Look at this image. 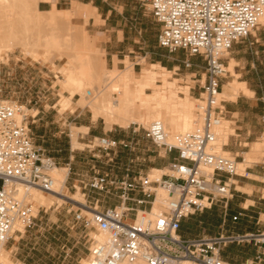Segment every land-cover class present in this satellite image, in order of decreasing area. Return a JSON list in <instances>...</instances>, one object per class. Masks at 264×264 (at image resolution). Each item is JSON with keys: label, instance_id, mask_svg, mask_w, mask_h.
<instances>
[{"label": "rangeland", "instance_id": "rangeland-1", "mask_svg": "<svg viewBox=\"0 0 264 264\" xmlns=\"http://www.w3.org/2000/svg\"><path fill=\"white\" fill-rule=\"evenodd\" d=\"M94 1L96 5L99 3L105 5L104 11L110 6L118 10L113 13L111 20L104 27L108 30L119 29L125 32V42L120 43L122 54L119 59L114 57L117 66L114 61L111 63L110 59H107V52L103 46L104 42L110 39V32L105 33V29L100 28L104 23L102 16L92 5L82 2L90 7V13L87 16L70 17L69 25L75 28L71 30L72 33L74 30L75 32L71 35L69 31L70 33H65L66 37H64L66 43L76 44L78 50L68 47L53 49L47 52L50 61L44 64L34 58L29 59L20 49L7 52L0 58V100L25 105L35 144L41 147L46 155L54 158L57 168L67 169L70 174L63 188L68 197L78 195L86 205L90 206L99 199V207L104 209L110 205H117V199L89 187L84 189V186L78 184L76 180L83 179L86 183L96 173L102 175L107 173L117 178H122L127 173L133 177L140 174L157 175L154 169L162 170L166 167L167 164L164 162L162 164L160 160L165 161L169 157L159 155L155 146L147 140L145 129L150 125L131 123L123 127L114 125L109 129L105 119L94 118L91 104L98 95L95 87L99 88L98 91L101 93L113 90L115 85L117 87L121 84L119 76L127 69H132L134 77L137 78L143 67L156 64L159 66L156 72L160 75L164 72L161 67L171 72L168 80L179 88V97L185 98L184 91L189 89L193 112H195L201 78H204L201 75L205 71L206 64L200 57L189 56L183 50L170 54L158 45L157 39L161 27L138 0ZM46 2H52L50 10L56 8L55 0H44L41 3ZM41 3L40 10L46 11L47 5ZM77 3L73 1L71 8L65 5L69 9L64 10L72 11ZM13 13L17 14L15 10ZM66 26L65 23L61 25V30L64 31ZM119 34L121 38L122 33ZM85 41H90L89 45ZM93 47L105 52L101 57L106 60L107 68L112 70L113 75L106 81L86 85L82 93L73 97L71 106L67 110H62L60 91L63 78L57 69L63 68L65 61H72L70 55L74 52L83 59L91 50H95ZM223 61L228 72L222 78L221 91L227 83L245 84L248 90L247 95L240 90L237 100L225 103L226 121H230L226 127L229 126L231 132L228 146L224 149L227 153L225 155L237 156V162L249 160L251 164L248 171L251 175L245 178H232L234 197L230 200L227 212L222 204H218L211 211L197 213L185 219L181 229V235L185 238L213 237L220 233L231 234V231L237 230L244 224L242 221L236 223L233 221V217L238 216L233 208L236 203H245L248 199H255L257 203L256 207L247 205L250 207L248 212L256 217L252 225L256 230L264 231V217H262L264 143L261 140L264 133V21L260 22V26L252 35L237 42ZM186 62H191L193 67L187 69ZM197 64L199 68L196 67ZM195 71L201 74L191 75ZM157 81L158 86L162 85V80ZM88 91L92 92V97L87 96ZM144 91L147 94L152 92L148 88ZM65 96H68V93ZM87 126H91V129ZM73 134L78 136L80 143L76 149L72 147ZM103 138L116 141L118 145L106 150L101 143ZM122 141L126 146L119 144ZM244 173L239 172L241 175ZM254 175L259 177L256 178ZM238 186L245 189H239ZM52 201L49 208L35 209L37 217L34 228L24 233H17L8 243L7 250H12L10 260L13 263L83 264L82 260H86L89 246L88 233L75 220V213L80 209H86L70 199H64L61 203L57 198H52ZM28 203L33 207L36 205V202L31 200ZM258 220H261L260 224H256ZM236 251L237 248L233 246L228 249L230 254Z\"/></svg>", "mask_w": 264, "mask_h": 264}, {"label": "built area", "instance_id": "built-area-1", "mask_svg": "<svg viewBox=\"0 0 264 264\" xmlns=\"http://www.w3.org/2000/svg\"><path fill=\"white\" fill-rule=\"evenodd\" d=\"M138 1L161 27L158 45L170 54L183 50L206 64L195 110L197 121L192 131L174 136L161 121L145 129L159 155L173 158L161 174L133 177L127 173L117 178L96 173L86 183L76 180L84 189L117 199V205L104 209L96 199L75 213L76 222L88 233L84 264H235L222 257L232 244H253L256 255L246 264H264V231L181 235L185 219L218 204L227 212L234 197L231 178L249 175L250 167L244 175L238 173L237 156L224 155L228 145L219 144L227 112L226 102L218 95L228 72L223 60L237 42L258 29L264 0ZM192 66L185 63L187 69ZM27 111L19 102L0 100V256L14 235L22 233L17 226L26 231L35 225V209L20 195L19 186L26 195L33 189L55 192L52 171L57 162L35 144ZM102 140L106 150L118 145ZM261 140L264 143V133ZM119 144L126 146L124 141Z\"/></svg>", "mask_w": 264, "mask_h": 264}, {"label": "bare ground", "instance_id": "bare-ground-1", "mask_svg": "<svg viewBox=\"0 0 264 264\" xmlns=\"http://www.w3.org/2000/svg\"><path fill=\"white\" fill-rule=\"evenodd\" d=\"M42 1L44 0H0V58L7 52L20 49L21 53L29 59L34 58L44 64L50 61L46 54L53 49L68 47L78 50L76 44L66 43V39L64 40L65 33L69 34V31L75 29L72 28V25H69L70 17L87 16L90 13V7L83 3H77L72 11L59 12L55 7L52 11H41L39 6ZM14 10L17 14L13 13ZM261 21H264V16L260 19ZM64 23L67 26L63 31L60 26ZM72 31L71 35L75 30L73 33ZM90 46L92 48L91 44ZM93 48L95 49V47ZM102 53L105 52L97 49L91 50L90 54L82 59L74 52L70 55L72 61L67 60L63 63V68H56L63 78L60 91L62 110H67L71 106L73 97L78 93H82L86 85H94L112 77L113 72L107 68L106 60L101 57ZM114 62L116 64L117 60L115 59ZM52 66L55 65L52 64ZM157 67L159 66L156 64L143 67L140 76L137 78L134 77L132 69H127L119 76L121 84L119 83L120 85L118 84L117 87L116 85L113 86V90L102 91L101 93L98 91L99 88L95 87L98 95L94 102L90 103L94 118L97 120L98 118L105 119L109 129L114 125L123 127L129 126L131 123H140L149 126L153 122L161 121L172 136L192 131L197 121V115L193 112V102L189 95V89L184 91L185 98L179 97V88L175 86L174 82L168 80L171 72L161 67L164 72L160 75L156 72ZM158 79L162 80L160 86L157 85ZM116 88L120 89L117 90ZM147 88L152 90L151 94L145 93L144 90ZM240 90L244 95L248 94L245 84L227 83L218 97L225 102L235 101ZM66 93H68V96H65ZM92 96L91 92L88 97ZM228 122L230 121L225 119L219 129L220 146L228 144L231 135L229 126L226 127ZM101 143L103 145L104 140ZM79 146L78 136L73 134L72 147L76 149ZM223 152L224 155L227 154L225 150ZM250 164L251 162L247 159L243 162H237L238 173L243 174ZM154 171L158 175L163 170L154 169ZM52 173L55 178L54 193L49 194L33 189L29 195H26L22 187L19 186L20 195L26 198L27 202L29 200L36 202L33 209L39 207L49 208L53 203L52 198H57L60 203L64 199H70L74 203L84 206V201L78 195L68 197L63 190L68 179V170L56 167ZM231 181H233L232 178ZM238 188L243 189L240 186ZM248 203V205L251 204V202ZM246 208H248L247 205ZM155 210H157V207ZM17 227L22 233L25 232L23 227ZM11 254L12 250L5 248L0 256L1 262L3 264H16L10 260ZM82 261L84 264L85 260Z\"/></svg>", "mask_w": 264, "mask_h": 264}, {"label": "crops", "instance_id": "crops-1", "mask_svg": "<svg viewBox=\"0 0 264 264\" xmlns=\"http://www.w3.org/2000/svg\"><path fill=\"white\" fill-rule=\"evenodd\" d=\"M55 1H56V8L60 9V10L71 8L73 1L78 2V3H82L83 2L85 4L92 5L98 11L99 15L102 16V20L104 22L103 25L100 26V28H102V29H105L104 27L111 20V17L113 15V13L114 12H118V10H116L115 8H113L111 6H110L109 9L104 11L103 8H105V5H103L102 3L101 4L99 3V5H96L94 0H88V1H84V0H55ZM41 4L47 5V11H52V10H50V9H52V2H46V3H41ZM65 5H69V8H66ZM40 7H41V5L39 6V8ZM60 10H57V11H59V12L69 11V10H64V11H60ZM104 32L105 33L110 32V39L108 41H105L103 46L105 47V50L107 52V59L109 58L111 63H113L114 57L119 59L120 55L122 54L120 43H124L125 42V32H124V30H119V29H118V31L116 29H112V30L105 29ZM120 32L122 33L121 38H120V34H119ZM113 37H115V38L113 39ZM114 42L116 43V45H114ZM196 60H198V59H196ZM196 67L199 68V65L197 64ZM197 73L201 74L199 71H195V72H192L191 75L196 76ZM204 74H205V71L202 73L201 77H203ZM200 92H201V88H200ZM87 127L89 129H91V126H87ZM172 160H173V158L169 157L168 160H165V161L160 160V162L162 164H163V162L166 163V164H169ZM249 175H251L250 172H249ZM254 177L258 178L259 176L258 175H254ZM242 188L245 189V187H242ZM247 190H249L250 191L249 194H251V190L249 188ZM248 202H251V204L249 206L256 207L257 203H256L255 199H248V200L245 201V203L240 202V203H236L235 204V207L233 208V209H235V213L238 216L241 215L237 222L242 221L244 224H243V226H241L237 230L231 231V233L245 234V233H249V232L261 231V230H258V229L256 230L255 227L252 225L254 223L253 220H255L256 217H253L248 212V210H250L249 206H248V208H246V205H248ZM263 212H264V209H263ZM262 215L264 216V214H262ZM258 221L259 222H257L256 224H260L261 220H258ZM196 237H198V236H196ZM232 246L237 248V251H236V253H231L230 254L228 252V249L231 248ZM256 251H257V249H256V247L253 244H249V245H235V244H232L231 246H229V247L224 249V251L222 252V257L225 260H227L229 262H233L235 264H246L247 261H249L250 259H253L255 257Z\"/></svg>", "mask_w": 264, "mask_h": 264}]
</instances>
